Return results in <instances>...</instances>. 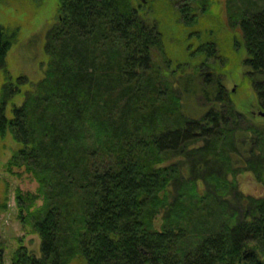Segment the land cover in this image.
Returning a JSON list of instances; mask_svg holds the SVG:
<instances>
[{
    "label": "trees",
    "instance_id": "obj_1",
    "mask_svg": "<svg viewBox=\"0 0 264 264\" xmlns=\"http://www.w3.org/2000/svg\"><path fill=\"white\" fill-rule=\"evenodd\" d=\"M157 1L180 29L199 24L197 5L209 4L58 0L47 70L25 91L27 76L7 64L19 30L0 24V135L19 144L9 165L39 184L17 190L16 203L41 255L20 244L11 264H264V196L236 181L249 171L264 185V120L237 108L222 73L176 75L171 60L157 62ZM208 13L203 20L222 24ZM228 13L242 32L244 79L264 109V0H228ZM213 32L196 50L206 59L220 47ZM192 99L202 105L184 110ZM4 255L0 240V264Z\"/></svg>",
    "mask_w": 264,
    "mask_h": 264
},
{
    "label": "rangeland",
    "instance_id": "obj_2",
    "mask_svg": "<svg viewBox=\"0 0 264 264\" xmlns=\"http://www.w3.org/2000/svg\"><path fill=\"white\" fill-rule=\"evenodd\" d=\"M201 5L198 4L196 8V14L200 17L199 24H195L192 28L185 24L180 29V24L177 23L178 16L174 11L166 12V6L161 1H157L156 5L153 4L155 8L151 9L150 16L155 21L159 20L160 29L164 33L163 50H154L157 62H161L162 59L171 60L170 70L177 68L176 75L199 70L212 72L211 74L222 73L227 94H231L237 108L248 115H253L258 121L264 120V117L258 114L261 109L255 90L243 76L245 67L242 63L247 54L243 48L241 30L228 19V0H209L208 6L204 8ZM205 8L207 12H203ZM208 12L220 17L222 24L217 26L211 24V21L203 20L204 16L210 15ZM58 19V0H0V24L19 30L17 39L8 52L7 64L9 73L14 77L27 76L29 82L22 85L23 91L34 88V84L45 75L50 60L45 49L47 34ZM180 20L185 23L182 17ZM196 28L203 30L199 34L202 40L205 32L213 29V38L220 45L214 57L206 59L205 54L196 53L202 41L196 34L199 32ZM204 62L209 67L204 68ZM179 64L183 67L180 68ZM213 65L217 70L212 69ZM176 75L174 78L177 77ZM5 78L2 74L0 82ZM14 101L20 105L23 97L18 95ZM12 105L10 103L8 106L10 116H12L10 111ZM199 105H202L201 99L186 100L184 110L190 111ZM203 110L201 108V111ZM18 148L19 144L10 132L4 136L0 135V204L7 205L6 210L0 214V240L5 247V264H11L13 252L20 244L27 246L29 251L37 256L41 255L39 234L33 231L29 224H23L18 217L17 190L25 193L36 192L39 187L36 179L24 166L9 165L14 151ZM236 181L245 193L256 197L264 196V185L257 181L252 172L240 173ZM42 203L43 199L40 198L36 206Z\"/></svg>",
    "mask_w": 264,
    "mask_h": 264
},
{
    "label": "water",
    "instance_id": "obj_3",
    "mask_svg": "<svg viewBox=\"0 0 264 264\" xmlns=\"http://www.w3.org/2000/svg\"><path fill=\"white\" fill-rule=\"evenodd\" d=\"M258 114H259L260 116L264 117V109H261V110L258 112Z\"/></svg>",
    "mask_w": 264,
    "mask_h": 264
}]
</instances>
